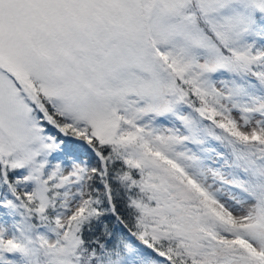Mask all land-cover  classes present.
Listing matches in <instances>:
<instances>
[{"label": "snow or ice", "instance_id": "snow-or-ice-1", "mask_svg": "<svg viewBox=\"0 0 264 264\" xmlns=\"http://www.w3.org/2000/svg\"><path fill=\"white\" fill-rule=\"evenodd\" d=\"M0 264H264V0H0Z\"/></svg>", "mask_w": 264, "mask_h": 264}]
</instances>
